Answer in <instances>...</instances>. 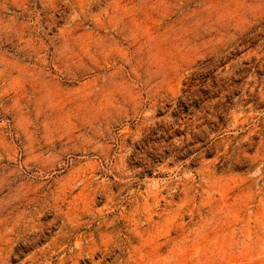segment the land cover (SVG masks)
<instances>
[{"label": "rangeland", "instance_id": "rangeland-1", "mask_svg": "<svg viewBox=\"0 0 264 264\" xmlns=\"http://www.w3.org/2000/svg\"><path fill=\"white\" fill-rule=\"evenodd\" d=\"M0 264H264V0H0Z\"/></svg>", "mask_w": 264, "mask_h": 264}]
</instances>
